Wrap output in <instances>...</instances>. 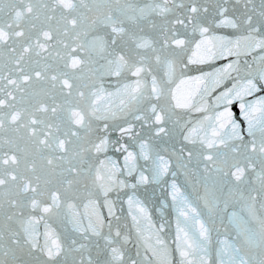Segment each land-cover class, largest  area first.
<instances>
[{
  "label": "snow or ice",
  "instance_id": "snow-or-ice-1",
  "mask_svg": "<svg viewBox=\"0 0 264 264\" xmlns=\"http://www.w3.org/2000/svg\"><path fill=\"white\" fill-rule=\"evenodd\" d=\"M0 264H264V0H0Z\"/></svg>",
  "mask_w": 264,
  "mask_h": 264
}]
</instances>
